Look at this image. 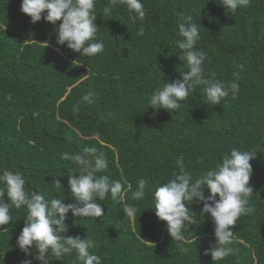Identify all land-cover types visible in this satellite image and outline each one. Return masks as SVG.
<instances>
[{
  "label": "trees",
  "instance_id": "1",
  "mask_svg": "<svg viewBox=\"0 0 264 264\" xmlns=\"http://www.w3.org/2000/svg\"><path fill=\"white\" fill-rule=\"evenodd\" d=\"M142 2L147 15L139 35L140 24L128 20L124 6L114 7L109 17L103 14L109 0H97L98 39L105 47L85 57L58 46L51 23L33 25L20 11L22 0H0V167L20 170L29 194L67 204V176L78 170L59 154L96 147L109 160L102 174L132 187L124 201H97L103 216L96 220L69 213L67 235L91 236L97 247L90 251L102 264H213L204 255L215 237L210 216H200L203 204L189 205L197 223L185 230L184 242H175L152 209L153 191L181 168L195 180L232 148L251 151L254 211L237 221L234 253L220 264H264V0H251L235 15L216 0ZM180 13L200 21L197 47L207 57L205 76L215 72L226 84L236 80L240 92L206 105L204 86L198 85L177 112L161 109L153 118L149 94L166 80H182L187 70L176 53ZM87 93L93 102L81 104L75 119L72 108ZM145 177V198L132 201L131 192ZM55 179L65 190H56ZM204 194L210 195L206 187ZM124 203L136 206L134 218H126ZM10 211L13 221L0 231V264H21L26 257L16 245L26 213ZM27 259L41 264L34 254ZM51 264L80 262L73 255Z\"/></svg>",
  "mask_w": 264,
  "mask_h": 264
},
{
  "label": "clouds",
  "instance_id": "2",
  "mask_svg": "<svg viewBox=\"0 0 264 264\" xmlns=\"http://www.w3.org/2000/svg\"><path fill=\"white\" fill-rule=\"evenodd\" d=\"M216 2L226 13L235 15L238 9L246 8L251 0ZM96 5L97 0H22L20 11L30 17L33 25L41 19L51 23L56 31L58 46L66 47L80 56L95 57L103 53L105 47L103 39H98L100 27L96 23ZM118 5L126 8L128 20L132 24H140L138 34L143 35L147 10L142 0H109L103 7V14L111 17L113 8ZM209 20L211 22V18ZM176 24L179 35L176 53L187 70L183 71L182 80H166L149 94L147 103L148 108L153 109V118L158 116L161 109L169 113L177 112L183 103L188 102V97L198 85L204 86L203 101L206 105H220L225 98L235 99L240 92V85L236 80L226 84L216 78L215 72L205 76L204 62L207 57L197 47L201 38L200 21L197 22L192 15L180 13ZM56 51H59V47ZM92 102L91 93L83 95L80 103L72 108L73 117L79 118L76 114L81 110V104ZM108 116L111 117V113ZM59 157L63 161H70L78 170V174L67 176V191L70 193L68 199L72 201L67 204L64 203L65 199H47L41 192L29 194L26 178L20 170L0 167V231L6 230L4 226L13 221L11 209H23L26 217L16 245L26 257L21 264H32V260L27 257L33 254L34 259L41 264H51L53 260L60 261L73 255L80 264H102L101 257L90 251L97 247L91 236L87 235L83 239L68 236L69 226L65 221L69 213L73 217L94 220L102 217L103 204L97 201H104L109 196L116 203L124 201L132 186L128 184L125 188V183L102 174L108 170L109 160L96 147H84L73 153L65 151ZM254 158L255 154L251 151L232 148L213 168L195 180L181 168L173 178L154 189L152 209L159 220L166 223L172 241L186 240L185 230L197 223L189 205L202 203L200 216H210L215 237V246L206 250L204 255H210L213 264H220L234 253L231 247L233 229L241 216L254 211L250 205L253 188L249 184L253 174L250 161ZM54 184L56 190H65L60 179H55ZM205 187L210 191L207 197L204 194ZM148 188L149 179H139L130 199L143 200ZM122 210L126 218H134L137 212L132 203H124ZM182 250L188 251L186 248Z\"/></svg>",
  "mask_w": 264,
  "mask_h": 264
}]
</instances>
